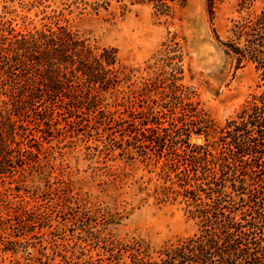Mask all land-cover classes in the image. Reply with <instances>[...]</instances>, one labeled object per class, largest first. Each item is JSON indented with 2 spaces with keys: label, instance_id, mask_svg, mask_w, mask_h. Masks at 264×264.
<instances>
[{
  "label": "rangeland",
  "instance_id": "374dc122",
  "mask_svg": "<svg viewBox=\"0 0 264 264\" xmlns=\"http://www.w3.org/2000/svg\"><path fill=\"white\" fill-rule=\"evenodd\" d=\"M166 5L0 0V39L56 21L114 49L119 79L16 137L31 154L0 174V264H264L263 69L230 48L264 0Z\"/></svg>",
  "mask_w": 264,
  "mask_h": 264
},
{
  "label": "trees",
  "instance_id": "16d2710c",
  "mask_svg": "<svg viewBox=\"0 0 264 264\" xmlns=\"http://www.w3.org/2000/svg\"><path fill=\"white\" fill-rule=\"evenodd\" d=\"M148 1L168 8L166 2L174 0ZM213 1L208 0L210 6ZM53 24L0 39V97H5L0 100V174L11 172L16 164L23 166L24 157L31 154V146L24 148L16 137L28 138L32 114L34 123L48 125L47 120L51 121L57 109L70 113L71 108L88 106L87 109L98 110L100 92L114 89L119 83L114 49L100 50L82 39L77 30L56 21ZM246 28L252 31L248 33L252 35L249 45L244 50L230 48L238 61L246 54L249 60L256 61L263 69L264 79V45H260L264 41V13L256 22L242 27ZM257 45L263 49H257ZM261 104L264 111V97ZM259 126L264 128L263 117Z\"/></svg>",
  "mask_w": 264,
  "mask_h": 264
}]
</instances>
